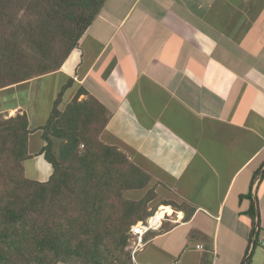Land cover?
<instances>
[{
  "label": "crops",
  "instance_id": "obj_1",
  "mask_svg": "<svg viewBox=\"0 0 264 264\" xmlns=\"http://www.w3.org/2000/svg\"><path fill=\"white\" fill-rule=\"evenodd\" d=\"M81 90L171 204L134 262L264 264V0H105L58 71L0 89V115L28 120L25 178L51 176L38 128Z\"/></svg>",
  "mask_w": 264,
  "mask_h": 264
},
{
  "label": "trees",
  "instance_id": "obj_2",
  "mask_svg": "<svg viewBox=\"0 0 264 264\" xmlns=\"http://www.w3.org/2000/svg\"><path fill=\"white\" fill-rule=\"evenodd\" d=\"M104 2L0 0V89L58 71ZM82 94L61 111L58 93L38 128L39 155L52 168L44 183L24 176L26 115H0V264H133L129 232L155 208L148 213V197L123 193L144 189L150 176L116 145L100 142L108 112L92 97L77 101ZM248 214L256 226L253 204Z\"/></svg>",
  "mask_w": 264,
  "mask_h": 264
},
{
  "label": "built area",
  "instance_id": "obj_3",
  "mask_svg": "<svg viewBox=\"0 0 264 264\" xmlns=\"http://www.w3.org/2000/svg\"><path fill=\"white\" fill-rule=\"evenodd\" d=\"M158 209L154 213H152L147 219L142 222H137L134 226L131 227L128 241L132 244L130 247V254L133 260V264H138L134 262L133 258L135 254L144 246V236L149 232L158 231L162 227L163 222L167 221V214H164L161 218H157ZM172 222H177V220H173ZM197 248L201 249L200 246H197Z\"/></svg>",
  "mask_w": 264,
  "mask_h": 264
},
{
  "label": "rangeland",
  "instance_id": "obj_4",
  "mask_svg": "<svg viewBox=\"0 0 264 264\" xmlns=\"http://www.w3.org/2000/svg\"><path fill=\"white\" fill-rule=\"evenodd\" d=\"M52 86H53V82L49 80L40 89L43 91V94L45 95L44 96L45 99L47 98V95L51 92ZM2 117L4 119L8 118V117H4L3 115H2ZM99 140L101 143L106 144V143H104V141L102 139H99ZM8 165L10 166V164H8ZM155 188H156V185H151V183L149 181L148 185L142 190L125 191L123 193V198H125L127 200L138 201L145 196L148 197L150 199V202L147 205V212L150 213L151 210L154 208L156 211L158 209V207L161 206L160 204L163 203V201H161L160 197L157 195ZM160 209L161 208H159V210ZM149 216H147L145 219H147ZM128 239H129V237H128ZM131 245H132L131 242H129L127 240V246H126L125 250L128 251L129 253L131 252V248H130ZM136 257L139 259V254H137Z\"/></svg>",
  "mask_w": 264,
  "mask_h": 264
},
{
  "label": "bare ground",
  "instance_id": "obj_5",
  "mask_svg": "<svg viewBox=\"0 0 264 264\" xmlns=\"http://www.w3.org/2000/svg\"><path fill=\"white\" fill-rule=\"evenodd\" d=\"M167 212H170V208H161L160 210H158L157 218H161Z\"/></svg>",
  "mask_w": 264,
  "mask_h": 264
},
{
  "label": "clouds",
  "instance_id": "obj_6",
  "mask_svg": "<svg viewBox=\"0 0 264 264\" xmlns=\"http://www.w3.org/2000/svg\"><path fill=\"white\" fill-rule=\"evenodd\" d=\"M153 232V231H152Z\"/></svg>",
  "mask_w": 264,
  "mask_h": 264
}]
</instances>
